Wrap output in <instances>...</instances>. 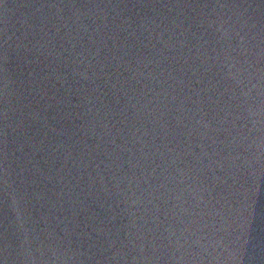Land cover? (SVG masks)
<instances>
[{
	"label": "water",
	"instance_id": "95a60500",
	"mask_svg": "<svg viewBox=\"0 0 264 264\" xmlns=\"http://www.w3.org/2000/svg\"><path fill=\"white\" fill-rule=\"evenodd\" d=\"M0 264H264V0H0Z\"/></svg>",
	"mask_w": 264,
	"mask_h": 264
}]
</instances>
